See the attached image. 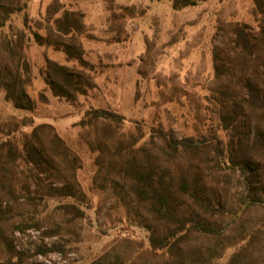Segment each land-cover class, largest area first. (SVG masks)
Listing matches in <instances>:
<instances>
[{"label":"trees","instance_id":"obj_1","mask_svg":"<svg viewBox=\"0 0 264 264\" xmlns=\"http://www.w3.org/2000/svg\"><path fill=\"white\" fill-rule=\"evenodd\" d=\"M30 1L0 0V91L15 109L26 111L36 102L26 91L25 34L10 23L22 15L23 25L29 24ZM192 1L176 0L173 6ZM51 2L55 8L47 10L46 34L34 32L35 42L83 63L69 39L82 28V15L63 0ZM253 2L257 25L229 23L212 49L215 79L209 99L226 143L215 136L177 137L157 127L146 140L138 127L125 135L119 131L126 119L105 109L88 110L80 122L100 138L97 146L90 144L98 173L117 196L130 198L121 200L129 219L149 233V248L129 264H220L229 248L233 252L225 264H264V0ZM7 25L10 34L3 32ZM43 78L55 97L72 103L94 87L80 69L52 61ZM45 129L47 141L41 137ZM50 129L35 127L20 148L0 139V264H43L30 263L7 235L6 226L17 217L19 223L38 225L43 220L36 218V208L50 200L62 201L55 208L62 226L83 215L76 205L84 197L76 179L80 160ZM259 211L262 217L247 227L244 216ZM232 231L236 235L230 237ZM59 251L60 245L36 249L39 255ZM104 259L89 264H105Z\"/></svg>","mask_w":264,"mask_h":264},{"label":"rangeland","instance_id":"obj_2","mask_svg":"<svg viewBox=\"0 0 264 264\" xmlns=\"http://www.w3.org/2000/svg\"><path fill=\"white\" fill-rule=\"evenodd\" d=\"M63 1L82 15V28L69 39L84 62L35 42L34 32L46 34L47 10L55 8L51 0L29 2L26 27L22 15L12 17V29L25 34L23 53L30 67L26 91L36 108L15 109L0 91V139L20 148L35 127L50 126L80 160L76 179L84 197L76 205L83 215L62 226L55 211L62 201L50 200L46 207L36 208V218L43 220L38 225L19 223L17 217L6 232L30 263L89 264L104 257L105 264H129L149 248V233L129 219L122 201L130 198L117 196L98 173L97 153L90 146L100 144V138L95 128L80 125L83 116L90 109L115 112L126 119L119 132L129 135L138 127L144 140L157 127L177 137L215 136L226 143L209 99L215 79L212 49L229 23L256 26L258 16L253 0H193L194 5L178 9L173 6L176 0ZM3 32L10 34L8 25ZM49 61L80 69L94 87L73 103L55 97L43 78ZM48 133L43 130V140ZM247 213V227L262 217L260 211ZM50 230H58L57 235L49 236ZM228 234L233 237L236 232ZM52 245H60L61 251L36 253L39 246ZM232 252L225 250L220 264Z\"/></svg>","mask_w":264,"mask_h":264}]
</instances>
